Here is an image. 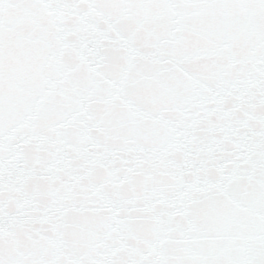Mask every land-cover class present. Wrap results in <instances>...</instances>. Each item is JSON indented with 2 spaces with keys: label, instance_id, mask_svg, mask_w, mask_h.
<instances>
[{
  "label": "snow or ice",
  "instance_id": "obj_1",
  "mask_svg": "<svg viewBox=\"0 0 264 264\" xmlns=\"http://www.w3.org/2000/svg\"><path fill=\"white\" fill-rule=\"evenodd\" d=\"M0 264H264V0H0Z\"/></svg>",
  "mask_w": 264,
  "mask_h": 264
}]
</instances>
